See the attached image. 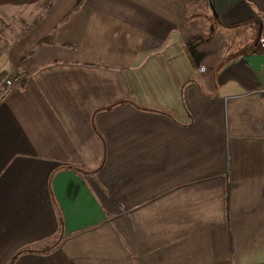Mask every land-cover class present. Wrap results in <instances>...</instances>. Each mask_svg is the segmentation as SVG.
Masks as SVG:
<instances>
[{"label":"crops","instance_id":"1","mask_svg":"<svg viewBox=\"0 0 264 264\" xmlns=\"http://www.w3.org/2000/svg\"><path fill=\"white\" fill-rule=\"evenodd\" d=\"M49 5L6 0L0 264H264V0Z\"/></svg>","mask_w":264,"mask_h":264},{"label":"rangeland","instance_id":"2","mask_svg":"<svg viewBox=\"0 0 264 264\" xmlns=\"http://www.w3.org/2000/svg\"><path fill=\"white\" fill-rule=\"evenodd\" d=\"M50 1L42 0L44 5L43 11L48 9ZM42 14L43 12L40 10L39 6L36 8L27 6L24 10L10 11L6 6V0H0V52L3 50V47L7 46L12 39L20 34V32H23L30 24H33L36 19L41 18ZM22 22H24V24ZM5 42L6 45H4ZM4 80H6V77L0 83V87H2Z\"/></svg>","mask_w":264,"mask_h":264},{"label":"trees","instance_id":"3","mask_svg":"<svg viewBox=\"0 0 264 264\" xmlns=\"http://www.w3.org/2000/svg\"><path fill=\"white\" fill-rule=\"evenodd\" d=\"M50 1V0H49ZM81 1L79 3H77V5L72 9V11L64 18L63 21H66L69 19V17L71 16V14L75 11H77L79 8H80V5H81ZM50 7V5H48V8ZM41 42H45V43H55V36L54 35H49L47 37H45L44 39L41 40ZM6 73H1L0 74V83L3 81V79L6 77ZM1 92V91H0ZM23 251H20L18 252L13 258L12 260L10 261L9 264H13L14 261L16 260V258L18 257V255H20Z\"/></svg>","mask_w":264,"mask_h":264},{"label":"built area","instance_id":"4","mask_svg":"<svg viewBox=\"0 0 264 264\" xmlns=\"http://www.w3.org/2000/svg\"><path fill=\"white\" fill-rule=\"evenodd\" d=\"M261 48L264 50V41H262V43H261ZM12 80H13L12 78L11 79H8L7 80V83L8 84H11L12 83Z\"/></svg>","mask_w":264,"mask_h":264}]
</instances>
